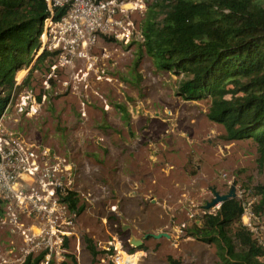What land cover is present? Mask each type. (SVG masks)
Returning <instances> with one entry per match:
<instances>
[{"label":"rangeland","instance_id":"1","mask_svg":"<svg viewBox=\"0 0 264 264\" xmlns=\"http://www.w3.org/2000/svg\"><path fill=\"white\" fill-rule=\"evenodd\" d=\"M151 1L117 0L126 10L117 17H129L126 22L132 23L128 43L102 34L86 58L75 57L73 64L55 69L58 52L41 46L36 58L47 55L32 72L18 71L20 86L0 120L26 145L49 147L76 167V197L84 209L77 212L75 224L68 225L72 212L69 206L60 208V222L72 232L61 262L97 264L109 230L118 233L128 249L135 248L132 236L144 240L143 249L131 250L145 252L139 264H219L217 245L192 234L195 220L202 225L214 191L227 193L233 184L236 197L247 206L259 202L253 188L264 184V166H259L256 142L227 141L225 127L207 116L211 99H182L177 95L178 76L157 69L143 53L141 27ZM26 95H31L27 110L36 102L31 113L18 110ZM220 206L205 211L216 212ZM0 207L4 213L5 204L0 202ZM15 210L18 226L29 236L38 231L34 225H48L45 212ZM2 216L0 264H20L25 250L36 249V243L10 216ZM257 216L264 236V215ZM159 231L172 237L144 238ZM86 238L100 252L95 260ZM52 264H58L55 257Z\"/></svg>","mask_w":264,"mask_h":264},{"label":"trees","instance_id":"2","mask_svg":"<svg viewBox=\"0 0 264 264\" xmlns=\"http://www.w3.org/2000/svg\"><path fill=\"white\" fill-rule=\"evenodd\" d=\"M66 10L57 9L54 18ZM49 16L46 0H0V120L20 86L18 71L32 72L47 55L36 58L35 52ZM141 31L143 53L157 69L178 76L177 95L186 101L211 99L208 118L225 127L227 141H255L263 167L264 0H152ZM253 189L259 202L252 210L264 215V184ZM63 200L78 213L84 209L72 194ZM244 212L242 200L229 198L192 228L194 236L217 245L219 264H264V246L243 225ZM85 240L95 260L100 252L91 238ZM44 255L31 254L23 264H39Z\"/></svg>","mask_w":264,"mask_h":264},{"label":"built area","instance_id":"3","mask_svg":"<svg viewBox=\"0 0 264 264\" xmlns=\"http://www.w3.org/2000/svg\"><path fill=\"white\" fill-rule=\"evenodd\" d=\"M46 1L50 16L44 22L41 46L51 52H58L59 62L53 65L54 69L58 66L66 67L73 64L75 57L86 58L102 34L114 35L126 43L130 41L132 23L126 22L129 17L127 20L117 17L119 12H126L117 0ZM59 8H67V10L61 17L55 19L54 14ZM96 61L94 59V62ZM30 97L31 95L23 96L18 105L19 111L27 110ZM35 103L28 108V113L34 109ZM10 106L11 101L6 111ZM8 131L0 122V200L5 204L3 213L5 216L2 217L9 219L10 216L11 221H15L17 226L15 214L17 208L24 212L30 211L29 213L31 210L45 212L44 214L48 217L47 226L34 225L37 226L38 231L33 237L29 236L24 226H18L22 234L36 243V249L25 250L20 264H23L27 256L31 254L38 256L42 253L45 255L39 264H52L54 257L58 264H63L64 261H61L66 252L64 242L72 232L65 229L66 226H62L60 208L69 206V202L63 200L64 196L78 195L75 188L76 167L65 156L51 152L49 147L35 144L28 146L15 133ZM66 177L69 179L67 189L64 188ZM244 206L243 225L264 246V236L256 223L258 216L252 207L245 203ZM69 209L72 215L66 224H75L77 210L71 209L70 206ZM205 210L204 213L207 214ZM215 213L209 212V214ZM194 217L195 214L191 213L190 218L194 219ZM195 222L198 224L200 220ZM107 231L110 238L101 248L102 253H99L101 256L97 264H139L141 262L144 251L131 252L125 247L118 233ZM179 231L181 232V229Z\"/></svg>","mask_w":264,"mask_h":264},{"label":"water","instance_id":"4","mask_svg":"<svg viewBox=\"0 0 264 264\" xmlns=\"http://www.w3.org/2000/svg\"><path fill=\"white\" fill-rule=\"evenodd\" d=\"M215 197L212 198L210 201H208L205 205L206 209H211L213 207H216L219 204H222L224 201H226L229 198H234L237 196L236 194V184H233L231 186V189L227 193H220L219 191H214ZM200 223V222H199ZM125 230L127 226L123 227ZM149 236H152L154 238H162V237H167L170 238L171 235L167 232L160 231L158 233H147L144 238H148ZM144 243V240L142 238H138L136 236H132L130 239V244L133 245L135 248H139L142 244Z\"/></svg>","mask_w":264,"mask_h":264},{"label":"crops","instance_id":"5","mask_svg":"<svg viewBox=\"0 0 264 264\" xmlns=\"http://www.w3.org/2000/svg\"><path fill=\"white\" fill-rule=\"evenodd\" d=\"M198 166H199V165H197V167H198ZM128 175H132V176H133V175H135V173H134V172H130ZM143 181H144V179L142 178V181H141V182H143ZM137 185L140 186L139 183H137ZM152 201H154V200H152ZM157 203H158V202H157ZM159 232H160V231H159Z\"/></svg>","mask_w":264,"mask_h":264}]
</instances>
